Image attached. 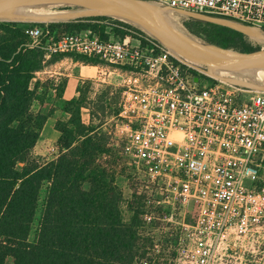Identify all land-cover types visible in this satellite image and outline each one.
<instances>
[{
    "label": "built area",
    "instance_id": "obj_1",
    "mask_svg": "<svg viewBox=\"0 0 264 264\" xmlns=\"http://www.w3.org/2000/svg\"><path fill=\"white\" fill-rule=\"evenodd\" d=\"M153 1L264 32V0ZM115 31L105 26V38L91 29L56 38L48 24L25 29L45 60L95 57L100 77L121 78L124 154L159 204L197 211L175 264H220L230 247L264 231V91L218 79L151 35L125 45Z\"/></svg>",
    "mask_w": 264,
    "mask_h": 264
},
{
    "label": "trees",
    "instance_id": "obj_2",
    "mask_svg": "<svg viewBox=\"0 0 264 264\" xmlns=\"http://www.w3.org/2000/svg\"><path fill=\"white\" fill-rule=\"evenodd\" d=\"M70 19L49 25L52 35L91 29L105 38L102 27L88 22L107 19L125 24L129 31H115L125 45L134 37L130 31L142 32L106 16ZM28 26L0 22V264H8L9 258L13 264H155L154 237H143L140 231L146 224L145 194L134 186L137 200L126 222L113 168L119 163L104 161L111 153L107 138L101 126L84 124L80 106L69 109L70 121L58 129L59 155L45 164L33 157L47 118L32 111L38 96L31 83L46 60L40 49L29 46ZM208 41L242 52L260 49L247 43L242 32L226 27ZM81 57L100 64L98 58ZM46 183L37 234L30 241Z\"/></svg>",
    "mask_w": 264,
    "mask_h": 264
},
{
    "label": "rangeland",
    "instance_id": "obj_3",
    "mask_svg": "<svg viewBox=\"0 0 264 264\" xmlns=\"http://www.w3.org/2000/svg\"><path fill=\"white\" fill-rule=\"evenodd\" d=\"M145 1L154 4L156 10L165 17L169 24L184 28L189 34L203 42L211 44L208 41L209 38L216 34L219 27H226L242 32L245 35L246 42L253 47L264 49V32L256 30L257 28L242 24L238 25L234 21L210 15L189 14L172 10L159 5L153 0ZM80 8V6L50 3L43 5V7L33 6V8L13 10L14 12H21L22 15L15 17L2 16L0 17V22H17L22 26L34 24L52 25L67 20L59 15L73 13ZM5 14L6 12L0 13V15ZM55 14L58 16H55ZM223 20H227L229 24ZM120 21L140 29L130 22ZM88 23L100 26L102 29L105 26H110L115 30L123 27L122 30L129 31L124 27L125 24L117 21L106 22L103 20ZM141 31L134 30L131 33L135 38L139 39H143L142 35L150 36L143 30ZM91 66H98V64H92L74 53H63L47 59L44 70L35 74L31 89L36 88L38 100L33 103L32 111L33 113L44 115L47 118L45 125L48 123L50 126L46 128V131L44 130V133L42 130L40 140L34 149L33 157L40 164H45L59 155L58 141L56 143L52 142V137L48 132L51 130L52 135L55 132H59V127L65 125L71 119L69 109L80 106L81 118L84 124L95 127L101 126L99 130L107 138V148L111 150V153L104 161L112 160L114 163L116 161L119 163L113 168L114 170L116 169V184L123 194L121 208L125 221L129 222L133 217L134 212L131 210V206L137 200L134 191V186H137L145 194L142 219L146 224L140 229L141 235L143 237L153 235L154 237V251H151V256L154 257L153 263L175 264L180 238L185 231L184 227L194 223L197 214L196 208L189 207L183 210L175 209L169 204H159L157 202L159 194L156 190L145 186L144 178L136 170L133 161L123 152L124 137L120 131V122L117 119L122 99V88L119 85L121 78L117 75L100 77L97 69L91 68ZM226 73H222L221 76L225 77ZM68 74H71L72 77L67 78ZM226 77L246 80L245 77H234L230 76L229 73H227ZM257 82L264 83V78L258 79ZM72 99H77V104H70ZM59 135L61 136L60 132ZM118 155L122 158V165L118 161ZM47 185V183L44 184L41 191L40 205L37 209L30 241H34L37 234ZM145 214L152 216L150 222L145 220ZM7 263L13 264L12 259L9 258ZM144 263L150 264L149 262ZM220 264H264V231L230 247Z\"/></svg>",
    "mask_w": 264,
    "mask_h": 264
},
{
    "label": "water",
    "instance_id": "obj_4",
    "mask_svg": "<svg viewBox=\"0 0 264 264\" xmlns=\"http://www.w3.org/2000/svg\"><path fill=\"white\" fill-rule=\"evenodd\" d=\"M147 2L149 1L0 0V12L7 11L9 8L17 6L45 5L50 3L63 4L67 6H80L81 8L90 10L91 15L88 17L106 16L119 20H125L126 22H130L133 25L137 24L141 26L142 28L149 31L152 34L151 36H154V38L164 43L173 52L190 62L204 66L205 68H207L209 74L218 79H221L230 84L247 87L252 90L264 91V85L258 84L256 82H246L231 78H220L212 73L214 70L236 71L246 68L264 67L263 48L253 52H242L234 49H227L218 45L209 44L203 41L202 43L198 42L193 39L195 38V36H192L187 31L186 32L190 37L165 25L157 18H155V16L152 15ZM223 21L228 22L227 20ZM195 80L197 81L198 79L196 78Z\"/></svg>",
    "mask_w": 264,
    "mask_h": 264
},
{
    "label": "bare ground",
    "instance_id": "obj_5",
    "mask_svg": "<svg viewBox=\"0 0 264 264\" xmlns=\"http://www.w3.org/2000/svg\"><path fill=\"white\" fill-rule=\"evenodd\" d=\"M147 5L150 7V10H151V13L153 16H155V18H157L159 21H161L162 23H164L165 25L185 34V35H188L189 34L186 32V30L184 28H180V27H177V26H174L172 24H169L166 20H165V17L162 16L157 10H156V7L154 4H152L151 2H147ZM33 6H39V7H43V5H31V6H17V7H12V8H9L7 11H4L6 12L5 15H0V17L2 16H6V17H15V16H18V15H22L21 12H14L13 10H23V9H26V8H30ZM1 13V12H0ZM91 15V12L90 10L88 9H84V8H80L78 11H74L73 13H68V14H63V15H59L61 16V18H64V19H78V18H84V17H88ZM55 16H58L57 14H55ZM70 19V20H72ZM68 20V21H70ZM136 26H138L140 29H142L143 31H145L147 34L149 35H152L149 31H147L146 29L142 28L141 26L135 24ZM183 27V26H182ZM258 30V29H256ZM260 31V30H258ZM261 32V31H260ZM190 37V36H189ZM194 40L198 41V42H201L202 41L200 39H198L197 37L193 38ZM229 73L230 76H234V77H245L246 80H242V79H236V78H231V79H236V80H240V81H253V82H256L258 84H261V85H264V83H260V82H257L258 79H261V78H264V67H253V68H246V69H241V70H236V71H218V70H214L212 73L217 76V77H220V78H227L226 75L225 77H222V73Z\"/></svg>",
    "mask_w": 264,
    "mask_h": 264
},
{
    "label": "crops",
    "instance_id": "obj_6",
    "mask_svg": "<svg viewBox=\"0 0 264 264\" xmlns=\"http://www.w3.org/2000/svg\"><path fill=\"white\" fill-rule=\"evenodd\" d=\"M91 68H96L97 69V71H98V67L97 66H91ZM70 77H72V75L71 74H68L67 75V78H70ZM48 126H50V125H48V123L45 125V127H44V129H43V133H44V130L46 131V128H48ZM48 134L52 137V142H57L58 141V138H59V132H55V134H53L52 135V133H51V130L48 132Z\"/></svg>",
    "mask_w": 264,
    "mask_h": 264
}]
</instances>
